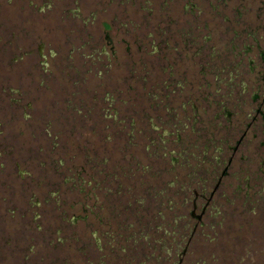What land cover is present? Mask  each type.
Masks as SVG:
<instances>
[{"label": "rangeland", "instance_id": "obj_1", "mask_svg": "<svg viewBox=\"0 0 264 264\" xmlns=\"http://www.w3.org/2000/svg\"><path fill=\"white\" fill-rule=\"evenodd\" d=\"M86 1L91 6L95 0ZM133 1H141L160 19L141 21L134 32L147 31L148 37L139 35L122 54L123 41L133 39L119 23L111 39L117 62L109 60L100 69L79 66L62 51L64 37L59 32L75 21L60 20L61 8L75 10L74 0H54L53 21L39 20L38 38H32L29 48L39 71L32 73L38 77L32 92L37 97L32 105L36 112L31 110L38 128L28 123L21 125V131L25 136L38 132V145L47 144L53 154L46 159L35 152L36 160L29 159L17 171L30 170L34 179L45 181L39 186L45 196H34L33 202H42L37 221L46 224L53 242H43L45 233L33 242L21 236L18 243L19 237L9 228L15 226L12 212L18 204L10 196L4 203L9 220H0L5 241L0 244V264H111L113 248L106 246L115 240L119 243L113 264H264V0ZM51 23L54 35L47 32ZM4 41L14 59L19 57L12 48L19 47L13 35H6ZM176 41L177 56L175 51L167 54V44ZM10 77L0 80L1 116L16 110L5 97L17 95L9 90L15 72ZM114 90L119 95L104 100ZM109 104L118 109L121 120L135 121V139L127 136L133 126L105 124L115 120ZM224 108L233 114L224 116ZM86 113L78 127L72 121L80 135H71L67 119ZM49 116L57 124L52 130L60 132L57 138L40 128ZM1 121L0 132L14 140ZM151 125L158 127L159 137L165 130L168 133L163 144L153 139ZM178 129L183 137H177ZM94 133L98 136L91 137ZM127 139L138 141L139 147H128ZM153 140L159 151L149 158L142 147ZM78 143L81 152L75 150ZM5 152V158L12 154L7 146ZM167 152H173L171 160ZM6 160L8 168L14 167L12 155ZM62 182L70 192L53 194L59 190L55 183ZM96 204L101 216L107 215L102 222L76 221L86 205ZM27 210L21 206L14 223H32ZM132 217L142 225L133 228ZM57 230L61 235L53 234ZM61 236L63 242L57 241ZM123 246L126 251H121ZM135 248L142 253L136 254ZM133 250L138 257L127 255ZM31 251L36 255L25 260Z\"/></svg>", "mask_w": 264, "mask_h": 264}, {"label": "flooded vegetation", "instance_id": "obj_2", "mask_svg": "<svg viewBox=\"0 0 264 264\" xmlns=\"http://www.w3.org/2000/svg\"><path fill=\"white\" fill-rule=\"evenodd\" d=\"M78 1H79V5L81 6L79 8V10L77 12H75L74 10H72V11L67 10V14H65L64 10L61 9V10H63V12L61 13L60 20L62 19L63 14L65 15L64 17H66V18H64L63 22H66L68 20L67 18H69V17L70 18L72 17L73 20L75 21L76 17L81 16V18L85 21V25H88V29L84 32L85 33L86 32L91 33L92 32L91 31L92 25L94 24V22L95 23L101 22L102 15L98 16V14H97L94 17V15H92V12H91L92 9L85 12L83 10V8H84V6H88V4H87L88 2L86 0H78ZM96 1L100 4L99 7L104 6V7L109 8V10L111 11L109 16L113 17L115 23L118 21V19L119 20L121 19V23H125V25L124 26L121 25L120 28L122 29L121 31H125V33L128 35L129 29H132L131 24L135 23V22H133V20H135V18L133 17V13H132L134 1L133 0H131V1L130 0H96ZM53 6H54V0H0V35H2L4 40L6 39V35H10V34L13 35V37L19 42V47L14 48L12 46V48L14 50V54L16 53V51H18V53L20 54V55L18 54L19 57H16L14 59V56L11 53H9L10 44H7V46L4 45L5 41L2 38H0V80H2L3 82H6L8 80V77L11 80L12 78L10 76H13V74L15 72L16 78L13 79L14 89L11 86L9 88V90H10V93H11V91H13L15 94H17L15 96L11 95L14 98H8V95H5L6 101H10V102L15 103L14 108H16V110H11L12 111L11 115H7V116H5V115L1 116L0 115V118L2 119V121H1V119H0V121H1V123H3V127L5 128V130L8 133H13V135L15 137L14 140L10 141V138L8 139V135L4 134V131L0 132V135L2 134V136H3L2 138L0 136V140L4 141L6 143V145L4 143H0V145L2 144L4 146L3 149L0 146V218H1L0 220H2V219H3V221L9 220L7 213H5L7 208H4V203L7 202V199L10 196H13L15 199V202H17L16 204H18V207L16 206L13 210L14 212H12L13 214L15 213L13 218L15 217L16 219L12 220L11 223L15 224V226L17 225V227L13 226V227H9V228L11 230H13V232H16L15 234H17V236L19 237L18 243H20V244L22 243L21 242V236L22 237L26 236V239H30V241L33 242V241H36L38 238L42 237L43 235L45 236L47 234V231L45 230L46 224L37 221L38 220L37 214H40V215L42 214L41 211L39 210V208L41 207L40 205H42V202H39L38 204L33 202L34 196H36L38 198L39 196L41 197L44 195V193L40 192L41 189L39 186L44 185L45 181L44 180L39 181L37 179H34L33 176L30 174V172H31L30 170L27 171L25 169V170H23V172L17 171V170H19V167L24 165L25 162L29 161V159L36 160L32 157V155H34L35 152H38V154L40 153V155L44 156L46 159H48V155L52 156V154H53L51 149L50 150L47 149L48 148L47 144L43 143L44 145L43 144L40 146L38 145L39 144L38 143V137H37L38 132L27 134V136L23 135V132L21 131V129H23L24 127L21 125H26L28 123L21 124V125L19 123L21 121V119L23 118V119L29 121V124H30L29 126H33L35 128V126L33 125L35 123H34V121H32L33 115L35 113H33L31 110H33L32 105L35 101H37V97L35 95H34V97H32V92H33V90L36 89L33 86H34V84H36V80H37L38 76L35 78L32 73L33 72L38 73L39 71H37V65L34 63L32 64V58L34 56H32V54H30V50H29V48L31 47L30 41L33 40L32 38H38V34H39L38 22H39V20H40V22L44 21L46 19L48 20V22L53 21V19H52V13L54 11ZM119 8H121V10L118 11ZM79 12L81 15L77 16V14ZM101 12H106V10L101 11ZM144 13L146 15L145 16L146 18H148L150 16L149 12H144ZM68 15H70V16L68 17ZM95 20H97V21H95ZM75 23H76V21H75ZM47 27L50 28V29L47 28L48 33L53 34V32L51 30H53V29L56 30V28H54L55 26L53 25V23H51L50 25L47 24ZM72 28H73L72 25H69L68 28L66 27V31L59 32L60 34L64 35L63 45L67 48L71 47V45H70L71 42H70L69 37L71 39H73L74 36L77 35L75 31L71 32ZM93 29H94V33L95 32L97 33V34H92L94 37H96V35H101V33L99 34L98 31L95 30V27ZM11 30H14L16 33H11ZM130 33H131L132 38H133L134 37L133 31L130 30ZM140 34L143 37H148L147 31L143 30ZM67 39H68V41H67ZM122 45H123V43H122ZM1 48H2V50H1ZM118 48H120V47L118 46ZM175 53L177 56L178 53L176 51H175ZM50 58H53L52 51H50ZM18 60H20V61H18ZM45 66H48V64L46 63ZM5 75L7 76V78L5 77ZM47 79H45V81ZM22 81L24 83H27V84H24L25 85L24 87H21ZM40 81H41L40 85H42L43 80H40ZM52 81L53 80L49 79L48 82H52ZM3 92H5V89ZM25 101L27 103L26 105L23 104V102H25ZM22 104H23V106H22ZM9 105H11V104H9ZM18 105H19V107H18ZM33 111L36 112L35 110H33ZM13 112L15 113V115L13 114ZM18 113H19V116H18ZM30 122H32V123H30ZM9 125L14 130V132L11 130ZM41 127L42 126H40V128ZM47 127L48 126L42 127L43 132H45L46 134L50 132V129L48 130ZM4 128H3V130H4ZM45 128H46V130H45ZM50 134H53V133L50 132ZM7 139H8V141H7ZM18 145H19V147H18ZM6 146L8 147V149H10L12 151V154H11V152L10 153L8 152L7 158H10L12 155V157H13L12 161L14 162V167L12 164V167L8 168V165L10 162L8 160L9 163L7 164V160H6L7 158H5ZM28 146H29V148H28ZM50 159L51 158H49V161H50ZM15 161H16V163H15ZM37 161L40 162V158ZM37 166L38 165H36V167ZM48 167H52V164H50V166H47V168ZM37 183H39V185H37ZM54 186L59 188V190H57L58 192L56 191L55 193L52 192L53 194L58 196L59 194L61 195V192L64 193V191L62 190V188H65V185L63 184V182H62V184H56L55 183ZM43 198L45 199V203L49 202V201L46 202V197H43ZM41 200H43V199H41ZM21 206H25V208H28V210H27L28 212L26 215H30V218H31L30 222H32V223L26 224L23 220H21L22 222L19 224L14 223V221H16L18 219L19 210L21 209ZM33 209L35 211H33ZM8 212L10 213L11 211L8 209ZM83 212L84 213H82V214H86L85 211H83ZM44 213L46 216L48 214V211L44 210ZM85 219L88 220L87 217ZM45 220H46V217H45L44 221ZM78 220L84 221V219L78 218V216H77L76 221H78ZM133 222H134V224H137L136 219ZM141 225H142V223H141ZM4 226H5L4 228L9 229L6 226V224ZM31 232H34L36 234L32 235ZM53 234L55 236L59 235L60 230L53 232ZM30 237H34V238H30ZM45 237H46V239L43 242H46L47 239H48L47 242H49V243L53 242L52 237L49 238L48 234ZM57 241L63 242L62 236H61V239L58 238ZM2 242L5 243L4 233L1 232V230H0V244ZM34 245H35V243H34ZM6 255H9V254H6ZM29 255L33 257L36 254L33 251H31V253L28 254L27 257L25 256V260L28 259ZM6 258H7V256H6ZM84 258H85V256H84ZM96 260L99 262H102L101 261L102 256L97 255Z\"/></svg>", "mask_w": 264, "mask_h": 264}, {"label": "trees", "instance_id": "obj_3", "mask_svg": "<svg viewBox=\"0 0 264 264\" xmlns=\"http://www.w3.org/2000/svg\"><path fill=\"white\" fill-rule=\"evenodd\" d=\"M131 1V0H130ZM190 1V0H189ZM73 5H75L76 6V8H75V12H77L78 10H79V8L81 7L80 5H79V2H78V0H74V4ZM99 3L95 0L92 4H91V6H90V4L88 5V6H84V8H83V10L86 12V11H89V10H91L92 9V15H94V17L98 14V16H100V15H102V18H101V22H98V23H95L94 22V24L92 25V27L94 28L95 27V30H97L98 31V33L100 34L101 33V35H96V37H94L92 34H97L96 32L94 33V29L91 27V33H89V32H84V31H86L87 29H88V25H85V21L81 18V16H79V15H81L80 14V12L77 14V16H79V17H76V23H75V25L73 26V28L71 29V32H73V31H75L76 32V36H74V38L73 39H71L70 37H69V39H70V42H71V47L70 48H67V47H65V46H63V48H64V50H62V51H64L65 52V54H67L68 56V58H70L71 60H74V61H77L78 63H75V64H78L79 66H82V64L83 65H86L87 67H89V68H97V69H100L99 67H107V65L109 64L108 62H109V60L110 61H112V62H117V54L115 53V52H113V51H115L114 50V43H115V41L114 42H112L111 41V39H114L113 37H114V35L117 33V31L116 30H118L119 28H118V24L120 23L121 25H125V23H121V19L119 20L118 19V23L116 22L115 23V21H114V19H113V17H111V16H109L110 15V10H109V8L108 7H99ZM93 7H95V8H93ZM140 7V8H139ZM69 8V6L68 7H63V8H61V9H63L64 10V12H65V14H67V10H70V9H68ZM111 8V7H110ZM94 9V10H93ZM106 10V12H101V11H105ZM119 10H121V8H119ZM70 11H72V10H70ZM154 11V10H153ZM100 12V13H99ZM144 12H148V11H146L145 10V8H144V6L143 5H141V1H136V2H134V4H133V8H132V13H133V17L135 18V20H133V22H135V23H132L131 25H132V29H129V31H128V33H130V30H132L133 31V34H134V37L132 38L131 37V39H133V41H135V42H133V41H130L128 38V40L126 39V41H123L124 42V46L120 49V53L122 54V53H124V52H126V50H129L131 47H133L134 46V43H136V39H138V38H140V36L139 35H141L140 33L141 32H134V29H135V27H138V26H140V23H142L145 19H147L145 16V13ZM150 13V12H149ZM65 15L63 14L62 15V21H64V18H66V17H64ZM70 15H68V17H69ZM139 16H141V18L138 20V17ZM149 17H151L153 20L154 19H156V17H157V12H152L151 14H150V16ZM97 19V18H96ZM158 20L160 19V18H157ZM156 19V20H157ZM138 20V21H137ZM158 20L156 21V22H158ZM95 21H97V20H95ZM142 21V22H141ZM115 25V26H114ZM119 31V30H118ZM53 35H54V33H53ZM61 35H63V34H61ZM129 36V35H128ZM60 37V36H59ZM63 37H64V35H63ZM67 41H68V39H67ZM175 43V42H174ZM73 45V46H72ZM126 45H128V47H126ZM117 47H118V45H116ZM178 46H179V42L177 41V43H175V45H173V46H170V43H168L167 44V46H166V48H167V54H170V53H172L173 51H176L177 50V48H178ZM75 49H74V48ZM60 48V47H59ZM157 48L158 47H156L155 48V51H158L157 50ZM159 52H161L160 50H159ZM111 53H112V55H114V56H112L111 55ZM73 61V62H74ZM71 65V64H70ZM50 71H53V69H49ZM115 92L113 93V94H107L106 95V97L104 98V100H114L115 99V97L117 96V95H119V93H118V91L117 90H114ZM172 92H174V91H172ZM102 94V93H101ZM100 94V95H101ZM112 95V96H111ZM258 96L256 95V98H257ZM109 106L111 107V109H112V111H113V113H114V123H113V121H111V123H108L107 121H106V119H105V122H107V123H105L106 125L107 124H110V125H119V124H124V123H126L125 124V126L124 127H126V126H129L130 127V125L131 126H133V128L131 129L130 128V130H129V132H128V134H127V136H129L130 137V140H133V139H135L134 138V136L136 135V132H135V128H136V124H135V121L134 120H131L130 122H127V121H125V120H121V118H118V116H119V112H118V109L116 108H113L112 107V104H109ZM107 111H110V110H107ZM223 111H225V115L224 116H226V117H228V116H230V115H232L233 113L231 112V111H226L225 110V108L223 109ZM118 112V113H117ZM37 113H39V112H37ZM223 113V112H222ZM88 115V113H86L85 114V116H77V117H75L74 119H70V118H68L67 119V123H68V125H67V127H70L71 126V128H72V130H71V135H75L76 133H78L79 134V131H78V129L76 130V129H73L74 128V124H76V126L78 127L79 126V124H81L82 122H85V121H83L84 119H86V116ZM220 115V114H219ZM228 115V116H227ZM53 116V115H52ZM51 116H49V120L47 119V123H45L42 127H44V126H48L47 127V129L49 130L50 129V132L51 133H53L54 135H55V137L57 138L59 135H60V132L59 131H57L56 129H53L52 130V127L54 126L55 128H57V124H54L53 123V120H52V118H50ZM69 117V116H68ZM111 117V116H110ZM105 118H107V117H105ZM72 121L74 122V124H72ZM117 121V122H116ZM116 122V123H115ZM20 123V125L21 124H26V123H29V121H27V120H25V119H21V121L19 122ZM30 123H32V122H30ZM38 123V122H37ZM37 123H35L34 125H35V128H38L37 126ZM39 124H42V122H40L39 121ZM72 124V125H71ZM83 124V123H82ZM186 126H188V125H186ZM123 127V128H124ZM81 129H82V127H80ZM192 129V131H193V127L191 128ZM134 130V131H133ZM179 130L180 129H178L177 131L178 132H176V135H177V137L178 138H180V137H183L184 135H180L179 133ZM150 131L152 132V135H153V139L154 140H156L157 142L159 141V145H160V143H164V141L162 140L163 139V137H165L168 133L166 132V130L163 132V134L161 135V137H159V134L157 133V131H158V127H156V126H153V125H151V127H150ZM50 132L49 133H47V135L48 136H50L49 134H50ZM80 135V134H79ZM133 135V137H131ZM96 137V136H98V134H96V133H94V134H92L91 135V137ZM156 137V138H155ZM151 141V142H149L150 144L149 145H144L143 147H142V151L143 152H146V153H148V156H149V158H152L153 156H155V155H157L156 154V152L157 151H159V149H157L156 150V146H155V143H156V141ZM126 142H128V139H127V141ZM128 143H131V142H128ZM58 144V143H57ZM56 143H54L53 142V145H57ZM78 147H77V149H75L76 151L77 150H79L80 151V149L79 148H81V144L80 143H78ZM83 145V144H82ZM83 147H88L87 145H85V146H83ZM128 147H139V142L137 141L136 143H131L130 144V146H128ZM127 147V148H128ZM151 147H153L154 148V150L153 149H151ZM158 148H159V146H158ZM52 150V152H53V149H51ZM90 151V150H89ZM81 152V151H80ZM142 153V152H141ZM172 153L173 152H167V154H165V156H169V160H171V156L170 155H172ZM155 154V155H154ZM54 155L55 156H58V153H55L54 152ZM159 155V154H158ZM163 156H164V154H163ZM151 161H153V160H151ZM60 163V162H59ZM106 163H107V161L105 160L104 161V164L103 165H106ZM172 165L174 164V161L171 163ZM170 168H172L171 170V172H173V167L171 166ZM75 172H76V174L74 175L73 173H69V174H73V177L75 178V181L79 178V175H78V173H77V170H75ZM72 177V178H73ZM69 179V178H68ZM72 180V182H74V180L73 179H71ZM68 182V180L66 179V181L64 182V183H67ZM84 183H87V182H85L84 181ZM171 185H173V184H171ZM166 188V187H165ZM66 189V188H65ZM82 190V189H81ZM67 189L64 191V193H67ZM68 192H70V191H68ZM162 193H157V195H161ZM96 196H97V193H96ZM158 197V196H157ZM46 199H48V197H46ZM140 203H142V201H140ZM114 208V207H113ZM141 208V207H140ZM139 208V209H140ZM98 207H97V204L94 206V205H92V206H90V205H86L83 209H82V211L80 212L81 214L80 215H78V218H81V219H84V220H86L85 218L87 217L88 219H90L89 220V222H92V223H95V224H97V223H99L100 221L102 222V220H104L103 219V216H105V215H103V216H101V214L98 212ZM83 211H85V213L86 214H82V212ZM84 213V212H83ZM193 213H194V211L192 210L191 211V214L193 215ZM95 216H96V219H95ZM135 216H136V214H135ZM105 217H107V215L105 216ZM76 218H77V215H76ZM112 218H113V216H112ZM132 218H134V217H132ZM131 220H135V218L134 219H131ZM112 221V219L110 218V220L109 221H107V222H109V225H110V227H111V222ZM136 222H137V224H141V223H139V220L138 219H136ZM104 224H105V222H104ZM131 226L134 228L135 226H136V224H134V222H131ZM97 229H98V227H97ZM99 230V229H98ZM113 238V237H112ZM102 239V238H101ZM130 238H126V241H128ZM116 243H119L118 241H116L115 240V244L113 243V242H111L110 241V243H109V245H107L106 247H109V250L111 249V248H113V253H112V251H110V253L112 254V255H114L112 258H110V260H111V264H113L114 263V261H112L113 259H115V250H117L116 249ZM112 245V246H111ZM99 247H100V245H99ZM127 247V246H126ZM136 249V248H135ZM127 250V248H125L124 246L121 248V251H126ZM138 249H136V251H137ZM148 251H151L152 252V247H149V249H148ZM142 252L141 251H137V253L136 254H141ZM134 254H135V250H133L132 251V253H131V256L129 255V254H127L129 257H138V256H134Z\"/></svg>", "mask_w": 264, "mask_h": 264}]
</instances>
